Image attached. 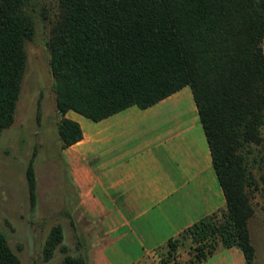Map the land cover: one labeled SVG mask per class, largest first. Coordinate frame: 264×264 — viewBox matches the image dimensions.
<instances>
[{"label":"trees","instance_id":"trees-1","mask_svg":"<svg viewBox=\"0 0 264 264\" xmlns=\"http://www.w3.org/2000/svg\"><path fill=\"white\" fill-rule=\"evenodd\" d=\"M57 1L48 47L63 146L83 139L81 125L66 117L70 110L99 121L133 105L148 108L190 86L226 205L151 254L159 264H179V248L189 240L190 257L180 264H201L220 247H238L247 264H256L251 191L259 180L247 166V152L264 142V0ZM35 35L27 0H0V135L15 122L26 44ZM36 155L26 173L33 209ZM64 239L63 226L54 225L44 259L60 247L63 260L50 264H88ZM0 264H22L2 230Z\"/></svg>","mask_w":264,"mask_h":264},{"label":"crops","instance_id":"crops-1","mask_svg":"<svg viewBox=\"0 0 264 264\" xmlns=\"http://www.w3.org/2000/svg\"><path fill=\"white\" fill-rule=\"evenodd\" d=\"M83 139L65 147L71 215L88 264H139L153 250L226 205L193 91L102 120L74 110ZM242 253V254H241ZM220 247L201 264H234ZM246 260V259H245Z\"/></svg>","mask_w":264,"mask_h":264},{"label":"rangeland","instance_id":"rangeland-1","mask_svg":"<svg viewBox=\"0 0 264 264\" xmlns=\"http://www.w3.org/2000/svg\"><path fill=\"white\" fill-rule=\"evenodd\" d=\"M27 10L34 17L36 35L26 44L27 68L15 122L0 135V230L7 234L22 264H50L64 258L60 247L50 261L43 257L46 238L51 228L58 223L64 229L63 244L69 246L71 253L80 254L77 228L71 215L76 200L66 193L70 188L69 167L59 132L61 115L56 105L57 95L48 47L52 22L58 12V1L27 0ZM262 133L264 136V127ZM35 150L38 202L33 209L26 173ZM247 166L259 180L258 189L251 191L256 211L250 220V230L256 247L255 263L264 264V142L250 147ZM190 246L189 240L181 244L179 264L190 257ZM159 252V257L165 258L166 250ZM139 264L159 263L158 258L151 254ZM168 264H174L173 260ZM234 264L247 262L243 257L241 262Z\"/></svg>","mask_w":264,"mask_h":264}]
</instances>
